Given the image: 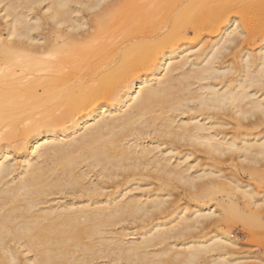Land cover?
I'll list each match as a JSON object with an SVG mask.
<instances>
[{
    "label": "bare ground",
    "instance_id": "1",
    "mask_svg": "<svg viewBox=\"0 0 264 264\" xmlns=\"http://www.w3.org/2000/svg\"><path fill=\"white\" fill-rule=\"evenodd\" d=\"M256 114L264 0H0V264L242 262L227 231L171 240L226 218L205 179L264 135L221 116ZM177 188L199 201L169 217Z\"/></svg>",
    "mask_w": 264,
    "mask_h": 264
},
{
    "label": "rangeland",
    "instance_id": "2",
    "mask_svg": "<svg viewBox=\"0 0 264 264\" xmlns=\"http://www.w3.org/2000/svg\"><path fill=\"white\" fill-rule=\"evenodd\" d=\"M257 48H258L257 44L250 45L245 41H243L242 39L238 44V46L233 48V53H236L234 56L236 55L237 56L236 57L232 56V53L230 52L228 54L229 56L228 57L226 56L227 58L225 57V59L228 60V61L225 60V63L231 62L230 64H232L234 68L232 73H230L227 78L240 77L241 75V66H239L241 65L240 56L245 51H249L252 54H255ZM235 50L236 52H234ZM237 68L239 71L237 70ZM257 94L259 95L260 93L258 92ZM221 117L222 118L224 117V119L226 121H229L230 123L227 125H223L222 127L221 126L219 127L220 128L219 132L221 131L224 132V133L221 132L220 134L234 133L236 137L237 136L240 137L239 134H243L242 132H244V134L247 133V135L249 133L248 135L249 138H255V139H259L260 137H262V135H264V117L260 116V114L251 116L250 121L247 124V126H245V128L236 126V122L234 120L233 122L232 119L230 120L228 117L227 118L225 116H221ZM233 123L235 124L233 125ZM247 128H249V130ZM245 131L247 132L245 133ZM201 158L202 159L200 161L203 165L210 164L208 163L210 161L209 160L207 161V159L204 156H202ZM191 159L188 161H191ZM216 166L218 168L216 177L205 179V182L207 184L206 186L210 187L212 190V193L210 194V196H208V198L218 197L226 202L224 206L226 209L222 213V215L225 216L226 218L217 221L216 225L212 223H208V224L206 223V226H204L205 224H203L202 225L203 228L201 226V229H195L194 231L192 232L190 231L189 233H186L183 236L182 235L180 237L178 236L174 240H171V242L174 241V243H181L187 241L191 236L193 237L198 236L199 234H202L204 232L209 233L215 229L220 231H227L230 233L231 238L235 239L237 242V247L235 248L234 252L236 253V255L243 257L241 261L243 260L244 263L242 261L239 262L240 264H253V262H256L257 260L255 258L256 255L260 256L263 259L262 264H264V204H262L264 202V197H263L264 156L257 155L255 159L249 157L247 158L246 156H244L243 149L240 148V143L238 142V147L236 148V150L231 154L221 157L218 160ZM235 184L236 185L238 184L239 188L237 187L234 188V186H236ZM239 189L246 191L248 190L247 196L241 194L239 192L240 191ZM169 192H171L169 193V199H170L169 207H171L169 208L170 209L169 217L175 214L176 212L180 211L184 207L186 209H184L183 211L190 212L189 210H191V208L196 203V201H199V199L196 198L195 194L189 191L188 192L182 191L181 189L177 188V189H170ZM252 196H254L255 198ZM251 197L257 201L256 203L260 204L261 202L262 206L260 205L261 206L260 207L258 205L259 208L254 206L251 207L250 205L252 204L250 203V200L254 201V199H252ZM230 198L233 199V201L239 208V210L237 208L238 211L237 213L232 212V210L229 209L228 207ZM246 206L248 207V209ZM222 207L223 206H221L220 208L222 209ZM173 208L175 211L172 210ZM171 210L174 211V213H171ZM239 212L242 213L240 214ZM244 257L246 258V260ZM200 263L212 264L210 262V258L205 259V262L201 261Z\"/></svg>",
    "mask_w": 264,
    "mask_h": 264
}]
</instances>
